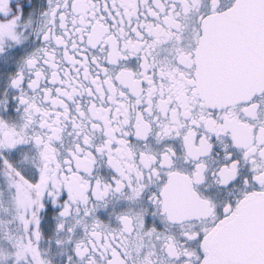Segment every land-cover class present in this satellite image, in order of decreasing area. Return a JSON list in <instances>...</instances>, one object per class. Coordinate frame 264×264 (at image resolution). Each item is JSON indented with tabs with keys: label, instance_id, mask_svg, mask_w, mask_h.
I'll return each instance as SVG.
<instances>
[{
	"label": "snow or ice",
	"instance_id": "6c2138e0",
	"mask_svg": "<svg viewBox=\"0 0 264 264\" xmlns=\"http://www.w3.org/2000/svg\"><path fill=\"white\" fill-rule=\"evenodd\" d=\"M0 264H264V0H0Z\"/></svg>",
	"mask_w": 264,
	"mask_h": 264
}]
</instances>
